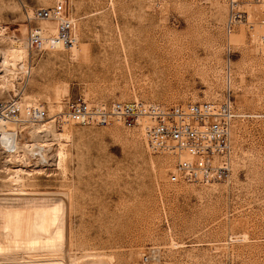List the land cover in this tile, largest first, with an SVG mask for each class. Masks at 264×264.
Wrapping results in <instances>:
<instances>
[{
  "label": "rangeland",
  "instance_id": "obj_1",
  "mask_svg": "<svg viewBox=\"0 0 264 264\" xmlns=\"http://www.w3.org/2000/svg\"><path fill=\"white\" fill-rule=\"evenodd\" d=\"M55 2L0 0V103L19 101L22 120L15 125L18 157L0 142V197L23 188L22 209L59 205L48 236L60 230L50 248L33 250L12 249L0 237V264H264V26L240 25L231 36L238 117L228 177L174 184L168 176L176 159L152 153L139 132L118 124L62 129L50 118L79 96L169 106L223 99L225 1L66 0L76 54L74 47L31 53L27 13ZM40 25L56 35L55 21ZM41 107L48 119L28 118ZM50 121L49 132L39 131ZM60 145L65 172L56 165ZM31 153L38 163H27ZM18 163L46 171L21 175V187L9 172Z\"/></svg>",
  "mask_w": 264,
  "mask_h": 264
},
{
  "label": "built area",
  "instance_id": "obj_2",
  "mask_svg": "<svg viewBox=\"0 0 264 264\" xmlns=\"http://www.w3.org/2000/svg\"><path fill=\"white\" fill-rule=\"evenodd\" d=\"M224 1L227 6L224 25L227 58L223 69L226 87L223 99L169 106L140 100L99 103L79 96L60 106L50 118L53 124L58 128L118 124L126 130L137 131L152 153L176 159L168 176L174 184L207 185L228 177L233 154L230 145L231 128L238 117L231 99V36L240 25H246L251 31L264 26V0ZM253 8L258 9L257 16ZM69 15L66 0H56L52 7L36 8L28 12L27 20L31 26L25 42L27 49L39 54L49 50H71L77 37L75 23L69 19ZM52 21L58 23L54 37H50L40 25ZM19 114L16 101L0 103V129L14 122ZM30 118L41 122L48 119L49 114L41 107L39 110H31ZM30 162L38 163L39 156L29 155L27 163Z\"/></svg>",
  "mask_w": 264,
  "mask_h": 264
},
{
  "label": "bare ground",
  "instance_id": "obj_3",
  "mask_svg": "<svg viewBox=\"0 0 264 264\" xmlns=\"http://www.w3.org/2000/svg\"><path fill=\"white\" fill-rule=\"evenodd\" d=\"M57 27H58V23H57ZM75 35H76V33H75ZM77 43H78V38H77V42H76V44L74 46H76ZM72 50H73V53L75 55L76 54V48L74 47ZM12 59H13V62H17V61L21 62V58H18L17 56H12ZM13 66H15L14 63H13ZM22 68H24V65H23ZM13 101H16V100H13ZM16 102H17V104L19 106L20 114H21L20 102L19 101H16ZM33 109L35 110L37 108H30L28 110V112H29L28 113V118H30V112ZM20 114H19V116L17 117V119L14 122H11V123L7 124L5 127H2L0 129V142L3 145L4 148L8 149L9 156H13V157L14 156L18 157L17 144H16V141H15V136H16V132H17V129H16L17 126H15V125H19L18 123L22 122V120L20 118L21 117ZM50 123H52V122L50 121L47 124L41 125L40 126L41 130H39V131L42 132V131L46 130L47 128H50V125H51ZM47 131H48V129H47ZM50 131H52V130H50ZM51 133H53L52 135L54 136V132H51ZM55 134H57V133H55ZM67 134L66 133H60V134L58 133L57 136L59 138H66V140H69L68 139L69 135L67 136ZM30 146L32 147L33 145H31V144L27 145L26 148H30ZM44 146H45V144L42 147H44ZM28 150L29 149H27V151ZM27 153H29V152H27ZM31 156L33 157L34 154L31 153ZM42 157H43V159H45L46 156L42 155ZM66 159H67L66 151H65L64 147L62 145H60V147L58 149V152H57V155H56V160H57L56 165L58 166L59 170L61 169V171H63V172H65V170H66V168H65ZM23 163H24V161H23ZM9 170H11V171H9ZM9 170H7V171H9L10 174L12 173V176L10 177L12 183L17 184V185L19 184L21 187H22V177H21V175L25 176V175H30L31 173L42 175L46 171V169L35 168V167L32 168V169H27L26 167H23L21 165L14 166L13 169L10 168ZM18 191H19V193L17 192L18 194H12L15 197H0V237H4L7 240V243L9 244V246L11 245L10 248H12V249L17 248L20 245L27 246V248H32V250H33V248H37V247H40V246L48 247L50 245V243H51V239L60 237L58 235V231L60 232V230H57V231L55 230L56 232L53 234L54 235L53 238H50L48 236V233L50 232L49 231L50 227H53L57 223L56 222L57 221V211H58L59 205L58 206L57 205H52L50 207L48 206V207H45V209L44 208H38V209H36V211H32V210L29 211V210L22 209L21 208L22 206L20 204L23 201L28 200V198L25 199V198H22L20 196H26L28 194L23 193V191H24L23 188L18 190ZM7 195H9V194H7ZM33 196H35V195H33ZM59 202H60V200H59ZM24 204H25V202H24ZM60 207H61V205H60ZM59 211H60V209H59ZM57 227L60 228V226H57ZM2 240H3V238H2ZM53 246H55V245H53ZM49 248H50V246H49ZM34 250H37V249H34ZM33 262L34 261H32L31 263H33ZM46 262H48V260H46ZM50 263H44L43 261H40V262L37 261L36 264H50ZM56 263H57V261L55 262V264ZM93 263L91 261L90 264H93ZM97 263H99V262L97 261ZM53 264H54V262H53ZM79 264H81V263H79Z\"/></svg>",
  "mask_w": 264,
  "mask_h": 264
}]
</instances>
